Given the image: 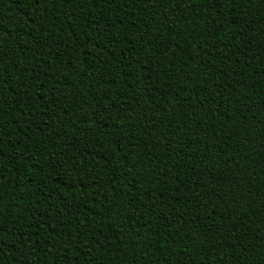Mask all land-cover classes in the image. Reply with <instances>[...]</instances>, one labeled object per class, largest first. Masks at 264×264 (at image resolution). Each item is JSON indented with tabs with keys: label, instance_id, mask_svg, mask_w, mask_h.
Here are the masks:
<instances>
[{
	"label": "trees",
	"instance_id": "obj_1",
	"mask_svg": "<svg viewBox=\"0 0 264 264\" xmlns=\"http://www.w3.org/2000/svg\"><path fill=\"white\" fill-rule=\"evenodd\" d=\"M0 264H264V0H0Z\"/></svg>",
	"mask_w": 264,
	"mask_h": 264
}]
</instances>
